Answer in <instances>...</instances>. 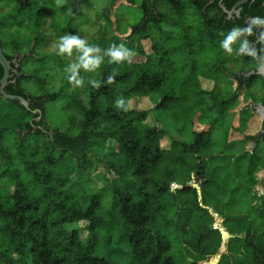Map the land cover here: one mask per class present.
I'll return each instance as SVG.
<instances>
[{"label": "trees", "instance_id": "trees-1", "mask_svg": "<svg viewBox=\"0 0 264 264\" xmlns=\"http://www.w3.org/2000/svg\"><path fill=\"white\" fill-rule=\"evenodd\" d=\"M128 1L135 3V0ZM237 1L143 0V16L130 30L129 38L138 36L141 42L154 40L155 34H166L170 38L171 31L174 32L177 28L180 33L185 34L187 41L183 42L184 45L191 48L194 41L189 39L186 16L187 13H196L194 16L200 23V31L197 34L199 47L202 43L205 44V41L215 47L231 28L243 26L245 18L257 15L264 17V9L261 10L264 1L261 0L262 4L258 3L252 7L250 0L241 6L243 20L227 24L220 2L230 9ZM77 2L75 14L63 33L77 34L76 31L73 32L74 21L85 14L84 7L94 8L96 5H91L92 0ZM120 2L123 0H112L107 7V14L111 15V7H116ZM29 3H32V0H0V46L12 67L15 66L12 62L14 58L21 59L18 69L20 74H14L12 69L5 91L24 97L29 101L30 108L27 109L18 100H10L24 110L25 114L8 141L0 118V264H114L108 255L101 254L99 246L100 238H103L106 244L113 241L110 231H105V216L99 213L101 194H94L90 201L74 200L64 191V186L69 184L71 172L64 174L70 167L64 170L62 164L65 161L69 164L74 159L80 164L91 156H99L102 161L101 154L107 143L111 149L107 154L113 156V160L106 164V168L125 181L123 190L117 188L114 191L112 211L118 213L124 232L122 240L130 247L131 263L178 264L179 259L173 253L177 243L166 233L169 231V222L165 218L172 207L164 202L163 197L171 190L175 193H193L198 204L201 203V192L203 196V190L210 182L207 178L210 161L206 158L205 151L213 143L212 126L208 125L204 130L195 132L191 143H181L173 139L172 149L165 150L160 145V140L165 137L164 129L145 123L147 111L131 108L124 112L114 106L117 97L123 96L132 100L149 95L170 81L160 70L169 50L161 47L159 43H153V56L150 55L144 62L133 60L134 70L132 68L131 72L115 76V81L111 84L107 83L110 73L106 66L96 76L82 71L84 78H95L101 85L94 88L85 84L84 87L89 92L86 103L77 92L67 96V92L61 89L59 93L51 94L47 86L52 84L55 78L61 79L64 86H70L63 71L66 61L58 55L52 57L46 54L44 58H40L46 62L58 63L61 69V72L48 69L49 75L46 78H41L39 73L29 74L25 64L27 59L36 58L39 47L52 36L45 31L49 18L46 11L36 13L32 28L42 30L32 40L28 53H20L17 44H11L16 48V52H7L10 43L6 40V33L16 24L13 23L15 17L25 16L24 9ZM5 7L7 10H3ZM5 13L7 15H4ZM108 17L110 19V16ZM24 18L25 20L20 22L22 25L30 20L27 15ZM163 24L167 26L164 27ZM117 42L116 35L109 38L103 32L94 45L107 48ZM137 55L144 57L143 47L137 50L135 56ZM107 61L108 58L105 57L104 63ZM220 62L226 64L229 84L234 86V89L231 94L227 92V98L222 95L219 97V92L214 94L216 88L211 91V104L213 108L218 109V114L223 117L225 111L226 114L232 111L233 116V106L238 107L241 101L245 100L243 98L246 94L250 100L246 102L242 114L243 111L255 112L259 107H264V78L255 74L249 75L254 70V63L250 58L235 57L226 53L224 55L222 52ZM231 63L239 66L238 72L230 68ZM195 70L194 67L192 73ZM3 74L4 70L0 64V79ZM33 79L39 85L40 93L32 94L26 88L25 80ZM256 87H260L259 94L255 93ZM2 98L4 97L0 91V99ZM256 98H259V101ZM173 100V94H167L157 108L166 109ZM61 102L64 111L70 113L68 119L64 123L56 124V128L46 127L44 121L50 110L49 104L55 107ZM219 115L213 120L217 121ZM246 138L248 142L260 144L264 141V131ZM110 142L116 147L110 146ZM180 146L182 151L179 154ZM202 152L205 153L204 156L200 155ZM257 152L258 149L254 150L250 158H257ZM191 153L195 154V158L188 166V156ZM241 158L242 156H239L237 160ZM175 164L180 165L182 170L178 172ZM187 168H190L188 174L183 175ZM177 177L184 178L183 185L175 180ZM197 208L205 211L211 224L207 228L202 227L198 239L195 242H187L186 248L189 253H198L200 257L207 259L188 264H221L228 253L236 252L241 254L237 256L236 264H264V214L261 216V230L254 229L244 217V225L237 232L235 227L231 230L224 227L226 219L216 210L210 209L209 213L199 205ZM190 214L191 212H188V215ZM70 224H80V227L74 229L70 235L64 236L63 228ZM222 230L229 238L227 234L223 238ZM211 232H216V237L211 235ZM101 233L103 237H100ZM223 240H227V243ZM237 243L239 244L236 246ZM189 247L193 250H189ZM232 257L235 258L234 255Z\"/></svg>", "mask_w": 264, "mask_h": 264}, {"label": "rangeland", "instance_id": "rangeland-1", "mask_svg": "<svg viewBox=\"0 0 264 264\" xmlns=\"http://www.w3.org/2000/svg\"><path fill=\"white\" fill-rule=\"evenodd\" d=\"M111 1L92 0L91 5L96 4L95 7L86 6L83 8L85 14L74 21L73 32L76 31L78 35L86 38L93 45L104 32L105 36L109 38L116 35L118 37L117 44L125 42L126 46L134 50L135 54L140 47H143L144 57L137 55L134 61L144 62L150 55L153 56V43H159L161 47L169 50V55L166 56V61L160 65V70L167 75L170 81L156 92L131 100L132 109L147 111L145 120L147 125L164 129L165 137L160 140L162 149H172L173 139L181 141V143H191L195 132L204 130L208 125L212 126L213 143L205 151V156L210 161L209 167H207L209 171L207 178L210 182L203 190V196L201 192L202 199L198 195L201 203L198 204L193 193H175L171 190V192L165 193L163 197L164 202L169 203L172 207L171 212L167 213V218H165L169 222L167 225L169 231L166 233L177 243L173 253L179 259L178 264H188L192 261L207 259V257H200L198 253H189L186 248L187 242H195L198 239L197 236L201 233L202 227L207 228L211 224L208 215L205 211L199 210L197 205L208 210L209 213L213 209L220 213L226 219L223 225L228 230L235 227L239 232L238 229L244 225V217L254 229H262L260 223L262 221L261 216L264 214V141H261L260 144L254 141L248 142L246 137L256 136L264 131V113H259V111H247L246 113L243 111V114L241 113L242 109L245 110L246 108V102L250 100L248 94L244 96L243 99L245 100L242 99L243 101L238 107L233 106V116L232 111L229 114H226L225 111L221 117L218 114V109L213 108L210 97L211 91L216 88L214 94L219 92V97L222 95L223 98H227V92L233 93L234 86L229 84L226 64L220 62L222 52L225 55L220 43L212 47L205 41V44L202 43L199 47L197 34L200 31V23L194 16L196 13H192L193 9L190 10L192 14L187 13L186 16L189 39L194 41L190 48L183 43L187 41L185 34L180 33L177 28L174 32L171 31L170 38L166 34H155L154 40L148 39L141 42L138 36L130 39V30L140 22L143 16L141 9L143 0H135L134 4L128 0H123L116 7H111V15H108L107 7ZM77 6V0H66L60 8L55 6V0H32V3H29L28 7L24 9L25 16L27 15L30 20L22 25L20 22L25 20V16L15 17L13 23L16 24L9 33H6V40L10 43L7 52H16V48L11 44H17L20 53H28L32 40L42 30H33L32 23L36 19V13L44 10L49 15L45 31L46 34L52 36L49 41L39 47L40 53H36V58L31 57L25 61L28 66L27 72L32 75L39 73L41 78H46L49 75L48 69L50 68H52V72H61L58 63L46 62L41 59L46 54L52 57L56 55L52 45L58 41L59 37L67 34L63 31L73 18ZM68 9H71V12ZM3 10H7V7ZM163 25L164 27L167 26ZM45 31L43 30L44 33ZM63 59L68 63L67 58ZM132 65V63L127 62L109 64L107 61L93 75H98L104 66L107 67L110 74L115 70V76L122 75L131 72L132 68L134 70ZM194 67L196 70L192 73ZM230 68L234 72H238L240 69L234 63H231ZM52 72L50 71V73ZM85 79L90 78L85 77ZM24 84L32 94L40 93V87L34 79L25 80ZM85 84H88L87 80ZM47 88L51 94H57L61 89L67 92V96L77 92L85 103L89 98L87 88L69 91L71 85L64 86L62 80L57 78ZM254 90L256 94L260 93V87H256ZM170 93L175 97L172 104L166 109L157 108L162 98ZM256 99L259 101V98ZM62 104L61 102L55 107L49 104L50 110L47 112L44 121L46 127L56 128V124L64 123L68 119L70 113L64 111ZM206 113L209 114L205 115ZM23 114H25L24 110L9 99H0V118L3 122L2 127L5 129L7 141L17 130L16 126H18ZM218 115L220 117L214 121L213 118ZM107 145L108 143L101 154L102 161L99 156H91L83 162L81 161L80 164L75 159L69 164L67 161L62 163L64 170L66 167H70L64 171V174L68 171L71 172L69 184L64 186V191L70 194L74 200L79 201H90L94 194H101L102 204L99 213L105 216V231H110L113 235V241L109 244L100 238L101 254L108 255L114 264H132L129 255L130 247L126 241L122 240L124 232L118 213L112 211L114 191L117 188L123 190L125 181L110 173L109 169L106 168V164L113 160V156L107 154L111 150ZM109 145L116 147L113 142H110ZM180 149H178L179 154L182 151L181 146ZM256 149H258L257 158L251 159L250 156ZM205 153L202 152L200 155L204 156ZM239 156L242 158L237 160ZM188 157V166H190L194 161L195 154L191 153ZM176 169L179 172L182 167L177 165ZM188 169L190 168L183 171V175L188 174ZM72 173L74 174L72 175ZM183 179V177L175 178L180 185L184 184L182 183ZM1 192L5 191L1 190ZM188 212L191 214L188 215ZM79 225H66L63 228V235H70L74 229L80 227ZM211 235L216 237V232H211ZM101 236L103 237L102 233ZM223 241L227 243V240ZM189 250L193 249L189 247ZM233 255L235 258L232 257ZM239 255L241 254L238 252L235 254L228 253L221 264H236Z\"/></svg>", "mask_w": 264, "mask_h": 264}, {"label": "clouds", "instance_id": "clouds-1", "mask_svg": "<svg viewBox=\"0 0 264 264\" xmlns=\"http://www.w3.org/2000/svg\"><path fill=\"white\" fill-rule=\"evenodd\" d=\"M66 0H55V6L60 8ZM71 12V9H68ZM55 54L67 58L64 67L65 79L71 85L69 91L85 86V78L81 72L95 73L104 63L105 57L109 64L132 63L134 50L128 48L125 42L112 44L107 48L90 44L86 38L78 34H65L52 45ZM221 49L235 57H249L254 63V70L249 75L264 76V17L259 15L245 18L243 26L231 28L220 42ZM103 53V55H101ZM115 81V70L107 77V83ZM94 88H99L100 82L95 78L87 81ZM131 99L117 97L114 106L117 110L127 112L131 109Z\"/></svg>", "mask_w": 264, "mask_h": 264}, {"label": "water", "instance_id": "water-1", "mask_svg": "<svg viewBox=\"0 0 264 264\" xmlns=\"http://www.w3.org/2000/svg\"><path fill=\"white\" fill-rule=\"evenodd\" d=\"M248 0H242L241 2H239L234 9H237V7H239L241 4H243L244 2H246ZM225 12L227 14H231V12L225 10ZM237 13L239 14V12L237 11ZM0 64L2 65L3 67V70H4V74H3V77L0 79V91H1V94L4 98L6 99H9V100H18L20 101V103L26 107L27 109H30L29 108V101L26 100L24 97L22 96H19V95H11V94H8L6 93L5 91V87L8 85V82H9V79L11 77V71L13 69L12 65H11V62L7 59V57L5 56L1 46H0ZM18 73V71H16ZM259 113H264V108H262V110H258ZM254 145V143H252ZM227 234L225 231L222 230V236L224 238V235ZM228 235V234H227ZM228 238H229V235H228ZM227 238V239H228Z\"/></svg>", "mask_w": 264, "mask_h": 264}, {"label": "flooded vegetation", "instance_id": "flooded-vegetation-1", "mask_svg": "<svg viewBox=\"0 0 264 264\" xmlns=\"http://www.w3.org/2000/svg\"><path fill=\"white\" fill-rule=\"evenodd\" d=\"M242 0H238L235 4H234V6L232 7V8H230V9H227L226 7H224L223 6V2H220V6H221V8L223 9V11H224V14H225V22L227 21V24L230 22V23H233V22H236L237 20H243V8H241V6L243 5V4H245L246 2H248V1H250V0H248V1H246V2H244L243 4H241L239 7H237V9H234L235 8V6L239 3V2H241ZM264 1V0H263ZM252 7L255 5V4H262V1L261 0H252ZM263 8H261V10H263L264 9V4H262L261 5ZM225 10H227V11H229V12H231V14H227L226 12H225ZM260 10V9H259ZM237 11L239 12V14L237 13ZM245 20V19H244ZM12 62H13V64L15 65L14 67H13V73L14 74H20V71L18 70L19 68H20V63H21V59H19V58H17V59H13L12 60ZM18 66V67H17ZM15 69V70H14ZM17 69V70H16ZM16 71H18V73L16 72ZM253 72V71H252ZM263 78H264V76H262ZM262 108H264V107H259V109L258 110H262ZM257 110V111H258Z\"/></svg>", "mask_w": 264, "mask_h": 264}]
</instances>
